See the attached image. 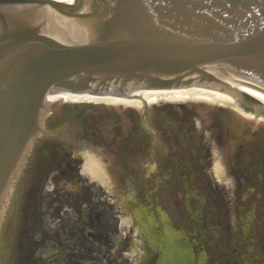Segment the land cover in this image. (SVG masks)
I'll return each instance as SVG.
<instances>
[{"label": "flooded vegetation", "instance_id": "obj_1", "mask_svg": "<svg viewBox=\"0 0 264 264\" xmlns=\"http://www.w3.org/2000/svg\"><path fill=\"white\" fill-rule=\"evenodd\" d=\"M141 102L51 103L0 264H264V111Z\"/></svg>", "mask_w": 264, "mask_h": 264}, {"label": "water", "instance_id": "obj_2", "mask_svg": "<svg viewBox=\"0 0 264 264\" xmlns=\"http://www.w3.org/2000/svg\"><path fill=\"white\" fill-rule=\"evenodd\" d=\"M231 82L264 94V0H0V208L48 94Z\"/></svg>", "mask_w": 264, "mask_h": 264}, {"label": "bare ground", "instance_id": "obj_3", "mask_svg": "<svg viewBox=\"0 0 264 264\" xmlns=\"http://www.w3.org/2000/svg\"><path fill=\"white\" fill-rule=\"evenodd\" d=\"M59 1L67 2L68 0H59ZM237 88L240 91L246 92L247 94L253 96L254 98L264 103L263 94L242 86H239ZM61 99L75 100V101L92 100V101H101L111 104L122 103V104H131V105H140V103H142L141 101H144L147 104V103H156L159 101L178 102V101L205 100V101H211L212 103H221L223 105H227L228 107H231L234 110L242 114H245L246 116L252 115L249 112H244V110L240 107L238 101L233 96L209 89L198 88V87L170 89V90L137 91L130 99H115L109 97L96 98L92 96L76 95V94L73 95L59 94L48 97L49 102L61 100Z\"/></svg>", "mask_w": 264, "mask_h": 264}, {"label": "rangeland", "instance_id": "obj_4", "mask_svg": "<svg viewBox=\"0 0 264 264\" xmlns=\"http://www.w3.org/2000/svg\"><path fill=\"white\" fill-rule=\"evenodd\" d=\"M164 103L165 104H171L173 106H177V105H183V104H185V101H178V102L165 101ZM193 103L194 104H199V105L200 104L201 105H205V106H207V108H206L207 110L210 109L211 107H213V105H215V103H212L211 101H205V100H202V101L201 100H195ZM156 104H158V103L157 102L156 103H149L148 106H152V105H156ZM137 108L140 109V107H137ZM258 118H260L261 121L264 120V116H261L260 115ZM252 120H257V119H255V117H254ZM262 126H264V124H262Z\"/></svg>", "mask_w": 264, "mask_h": 264}]
</instances>
